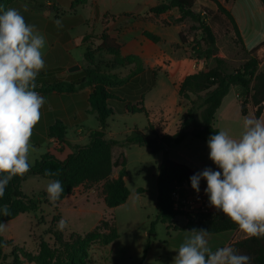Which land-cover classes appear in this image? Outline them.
I'll return each mask as SVG.
<instances>
[{
  "label": "rangeland",
  "instance_id": "374dc122",
  "mask_svg": "<svg viewBox=\"0 0 264 264\" xmlns=\"http://www.w3.org/2000/svg\"><path fill=\"white\" fill-rule=\"evenodd\" d=\"M41 1L50 2V0H17L10 8H15L25 17L27 14L32 13L35 19L45 17L58 18L64 15V12L58 10L55 5L49 6ZM93 0H90L87 6H91ZM110 4H115L116 15L133 13V9L139 6L145 0H131V4H124L126 0H106ZM28 4L29 9H25ZM27 6V5H26ZM84 7L82 10L83 15H89L90 9ZM70 9H68L69 11ZM131 11V12H129ZM147 10H144L142 15ZM206 23L211 27L216 37V54L218 57L225 61V68L228 73L240 69L245 62L251 57L244 50L242 44L237 39L233 30V26L228 18L220 12L207 10L202 14ZM119 17V16H118ZM134 19L132 16L122 17L114 25H104L102 30V22L99 21L94 26L91 22V28L97 31L102 30L99 34L91 33L89 37L85 38L83 43H88L86 52L84 47H78L71 50V55L82 69H90L97 67L98 69L104 66L124 65V60L116 59L115 56L110 54L107 50L101 48L102 35L106 33L109 38L119 40L124 44V53L130 54L134 50L127 44L126 40L122 41L123 29ZM185 23V28L182 30L183 43L187 44L186 55L181 59V62L190 68L192 62L198 64V70L207 67L209 69L217 66L214 58H207L206 49L207 45L203 41V33L197 29L199 23L188 19ZM106 21V20H105ZM107 22V21H106ZM174 19L171 17L166 20L157 22L164 26L162 35L174 34L176 31L175 26H171ZM178 24H181L176 20ZM41 22L38 21L37 24ZM90 27L87 25L79 26L72 32L73 37H78L87 32ZM43 35V33H41ZM44 36V35H43ZM50 44L47 41L44 49H42L43 57L50 49ZM164 46V61L162 69L166 75L163 78L170 84L171 77L174 75H181L183 68L172 72L171 67V49L169 44ZM175 49L176 46H173ZM198 52H201L199 54ZM131 56V55H128ZM127 56V57H128ZM187 56V57H186ZM70 61L69 59L65 60ZM133 66L136 68L140 66L139 62H134ZM73 67V66H72ZM128 68V65L123 68ZM121 68L118 66L116 69ZM80 70V71H81ZM127 70V69H126ZM264 70V62L262 61L259 71ZM76 71V72H80ZM128 71V70H127ZM193 72L192 68H190ZM172 72V73H171ZM128 74V73H127ZM126 74V75H127ZM172 86V85H171ZM132 87L129 86L125 89L115 88L119 95L122 93H129ZM172 89L169 92V98L174 99L175 95L172 94ZM239 91L232 87L230 90L229 98L235 106L237 103V94ZM116 100L111 102V108L114 116L109 122V132L113 139L120 144L114 146L113 158L114 160H122L124 152L127 164V178L126 185L131 192L128 203L124 206L110 208L104 204V182L95 184H85L79 186L72 193L76 204L66 202L58 207V212L62 215H56V207L53 205L47 196L46 186L50 180L42 177H33L30 179L27 186L28 193L32 195H39L38 202L40 203V210L38 213H26L20 215L16 220L6 223L7 228L2 232L3 237L7 243L0 251V264H37L39 256L46 254L52 256L53 262H63L65 260L64 248L57 240L55 232L61 235L63 242H68L71 235L77 234L87 236L96 228H100L101 233H109L110 228L117 226L119 231V238L112 244L105 246L99 242L91 243L88 248V258L86 264H173V259L177 255L176 250L183 242L185 233H177L174 228L169 227V224L157 220V177H158V164L160 156L152 154L146 147H140L136 144H126V140L132 136L133 133H128L129 129H143L148 127L149 119L144 113L134 114V110L140 107L142 99L136 100L129 98L126 101L120 100L113 96ZM242 101L245 99L243 91L241 93ZM144 102V101H143ZM180 105L188 109L190 104L186 99H181ZM131 112L128 115V112ZM200 122V117H197ZM124 146V151L121 147ZM190 141L182 145H173L171 157L175 160H181L182 157L177 152L188 153L191 150ZM190 147V148H189ZM116 168L115 172H118ZM142 189L141 192L138 190ZM215 209V208H211ZM186 218V215L182 216ZM64 218L67 221V227L64 230L58 229V221ZM187 219V218H186ZM57 223L53 224V221ZM180 223L183 219L179 220ZM101 222H106L108 227L103 228L100 226ZM188 222V220H187ZM102 227V228H101ZM187 230V228L185 227ZM151 243L149 253L145 257V249L148 243ZM243 253V251L241 252Z\"/></svg>",
  "mask_w": 264,
  "mask_h": 264
},
{
  "label": "trees",
  "instance_id": "16d2710c",
  "mask_svg": "<svg viewBox=\"0 0 264 264\" xmlns=\"http://www.w3.org/2000/svg\"><path fill=\"white\" fill-rule=\"evenodd\" d=\"M15 1L17 0H0V7L7 10ZM196 1L164 0L161 4L151 7L148 13L161 15L173 9H178L181 13L178 21L182 22L186 18H190L198 22L199 27L197 29L202 31L204 35L203 41L207 45L206 56L207 58H214L217 66L212 69L204 67L192 72L178 84V95L180 98L186 99L191 106L186 113V118L182 123L181 129L176 134L159 135L154 127L149 124L148 129L152 132V136H149L142 130L136 129L132 136L126 140V144H138L141 147H147L151 153L155 154L161 152L163 145H180L189 136L207 142L210 136L219 131L216 126V114L233 86H239L243 90L245 98L241 104L243 115L247 113V105L250 102L258 106L257 116L261 113V105L264 102V70L259 71L260 61L256 56L258 49L256 48L250 52L245 49L234 17L217 0H213L218 4V12L223 13L232 24L236 37L244 50L248 55H251L240 69L233 73H228L225 68V61L216 54L217 46L214 32L206 23L205 18L196 14L193 10ZM261 2L264 4V0H261ZM85 3L86 0H75L72 8L74 9L76 6ZM128 16H132V18L140 17V15H124V17ZM89 35L85 38L89 37ZM144 35L153 42L160 40L158 36L147 31ZM101 40L102 49L107 50L116 59L124 60V65H116L115 67L107 65L104 67L112 70L118 66L123 67L131 65L134 62H139V58L134 55L123 57L122 45L117 40L115 41L114 38H109L106 33L102 35ZM181 40L184 41L182 33ZM198 53L201 54V52ZM141 70L142 67L138 66L136 70L127 76L119 77L111 72L103 71V68L98 69L94 66V68L82 69L80 74L84 78L76 84L72 82H60L54 77H47L45 73H39L35 90L44 95L52 92L74 94L80 89L92 87L93 91L89 98L90 112L97 115L101 130L92 132L90 144L84 147H76L74 152L65 160H60L54 155L46 154L36 161L34 165H31L30 171L23 177H14L9 183L4 197L0 199V206L4 204L9 205L11 215L4 216L0 214V223L6 224L22 214L38 213L40 210V203L34 197L25 195L22 190V184L28 175L40 176L48 180H60L65 187V191L56 203L63 201L79 186L101 182H104V200L108 207L116 208L128 201L131 192L126 185V177L128 176L126 156L123 153L121 161L114 160L113 148L119 142L108 140L105 137L109 121L114 116V112L108 103L114 99L109 93V89L125 86ZM142 105L143 103L141 102L140 106ZM134 113H145L148 116V112L143 106L135 109ZM198 116L201 119V124L197 122ZM48 134L60 143L66 142V127L62 122H57L51 126ZM116 168H119L118 176L113 178V172ZM45 170H50L57 174L46 176ZM194 174L195 172L185 163L171 159L168 151L163 153L157 177V220L163 223H171L177 217L186 215L188 220L186 228L188 230L194 228L197 230L205 229L209 231L210 235L235 230L237 226L220 211L192 214L174 210L171 200L173 190L178 185L190 181V177ZM138 191L141 192L142 189ZM54 223L57 222L54 220ZM105 223L101 222L100 226L103 228L108 227ZM55 235L64 248L65 260L63 262H53L52 256L43 254L39 256L37 264H86L85 260L89 256L88 248L91 243L99 242L102 245L108 246L120 236L117 226L110 228L109 233H101L100 228H96L87 236L73 234L68 242H63L58 232H55ZM6 243V239L0 233V251L5 247ZM251 243H254V245L244 255L251 257V264H264V238L253 237L242 244H238V247ZM150 248L151 243L149 242L145 249V257ZM18 262L15 264H19Z\"/></svg>",
  "mask_w": 264,
  "mask_h": 264
},
{
  "label": "crops",
  "instance_id": "0c3cea01",
  "mask_svg": "<svg viewBox=\"0 0 264 264\" xmlns=\"http://www.w3.org/2000/svg\"><path fill=\"white\" fill-rule=\"evenodd\" d=\"M74 1L75 0H50V2L41 1V3L49 6L55 5L58 7V10L64 12V15H61L58 18L45 17V15L42 14V18L35 19L32 16V13H28L24 18L26 23L35 25L36 29L40 33H43L46 42L48 41L51 45L50 49H48L49 51L46 53L45 57H43L46 67L41 71V73L47 74V77H54L60 82H72L76 84L80 80H83L84 77L80 74V72L69 71L72 66L77 64L74 57L71 55V50L78 47H84L86 52L88 43L83 42L87 35L91 33H94L95 35L99 34V32L104 29V25H114L115 22L119 21L127 14L116 15V11H114L116 10L115 4H110V2L108 3L106 0H93L91 6H87L90 0H86L85 4L78 5L73 9L72 4ZM163 1L164 0H145L139 4L138 7L133 9V13H128L130 15H140L138 18H133L134 20L132 23H129L128 26L123 29L124 32L122 34V41L126 40L127 44L130 45L131 49L134 51L130 54H125V43L123 44L119 38L117 42L122 45L123 57L134 55L139 58L142 70L137 73L128 84L122 87V89H125L131 86L132 88L129 93H122L120 96L115 95L118 94L115 88L109 89V93L123 101H126L129 98H135L136 100L143 98L142 106L148 112V126L151 124L159 135H174L181 129L182 123L186 118V113L191 106L190 105L188 109H186L184 106L180 105L182 98L178 95V84L183 81L188 74L192 73L189 71L190 68H192L193 72L198 71V64L192 62L190 68H188L181 62V59L186 55L185 51L187 48V44H184L181 40V33L185 28V23L190 21L188 20L190 18H186L181 22V24H178L176 20L181 17V13L178 9H173L172 11H168L161 15L148 13V10L151 7L161 4ZM217 1L234 17L243 39L245 49L250 52L257 48L258 50L256 52V56L258 57L260 64L262 61L264 62V4L261 0ZM131 2L133 1L126 0L124 4L129 5ZM26 5L29 9L30 6L28 4ZM86 6L90 9L88 16L82 14V10ZM68 9L70 10L68 11ZM144 10L147 11L144 15H142L141 12ZM193 10L196 14L202 16V14L207 10L218 12L219 7L213 0H197ZM171 17L174 19L171 26H175L176 31L174 34L162 35L161 31H163L164 26L162 24H158L157 22ZM57 20L60 21L59 25L56 23ZM38 21L41 23L37 24ZM99 21L102 22V30L97 31L95 28H91V22H93V25L95 26ZM84 25L90 27L87 32L79 35L78 37H73L72 32L74 29ZM146 31L158 36L160 40L158 42L151 41L144 35ZM166 43L169 44V48L171 49L169 57L171 59V67L173 68L172 72L174 69L183 68V73L181 75H174V77H171L170 84L162 76L163 74L166 75L162 69L164 64L163 45ZM173 46H176V48L174 49ZM66 59H69L70 61L66 62ZM194 65L197 66V69H193ZM134 70H136V67L133 66V64L128 65V68L121 67L119 69L112 70L107 67H103V71L111 72L119 77L127 76ZM233 87L239 91L236 95L238 101L237 103L235 102L234 106V103L229 98V92V94L224 98L221 107L217 111L216 126L219 130L228 132L232 138L239 139L243 132V120L245 117H264V102L261 105V113L259 116H257L258 106H255L252 102L248 103L247 113L243 115L241 111V93L243 90L239 86ZM171 89L173 90L172 94L175 95L174 99L169 98V92ZM92 91V87H86L78 90L74 94L52 92L44 95L40 93L45 98L46 103L41 109V119L35 126L31 137L32 149L29 156L31 165H34L36 161L46 154H51L60 160H65L74 152L76 147H84L90 144L92 132L101 130L97 115L90 112L91 106L89 98ZM114 100L116 99L114 98L108 102L110 108L112 107L111 102ZM130 113L131 112L129 111L128 115H130ZM57 122H62L66 127L65 143H60L58 140L51 138L48 134L49 128ZM197 122L201 124V119L200 122L197 119ZM109 127L105 131V137L108 140H114L109 132ZM134 130L136 129H129L128 133H133ZM138 130H142L144 133L152 136V132L148 129V127L143 129L140 128ZM189 141L192 146L188 153L184 154L177 152V154L182 157V161L175 160L171 157L172 146L176 144L163 145L161 152L155 153L160 156L159 161L157 160L158 167L162 162L163 153L168 151L171 159L177 162L185 163L195 173L200 172L205 168H212L214 171L218 170L209 159L207 142L189 136L180 145ZM124 146L125 143L123 144V147H121L123 151ZM115 170L116 169H114L113 172V178L118 176L119 171L115 172ZM33 177L38 176L28 175L26 177V180L22 184V190L25 195L34 197L35 200L38 201L40 199L39 195L34 192L30 195L27 189L31 188V186H27V184ZM200 186L206 188V181L202 179L200 181ZM72 195L73 194L67 196L63 201L56 203L55 205H51L56 207V215H60L62 217L57 209L66 202L71 204H76L78 202H76ZM128 201L120 206L126 205ZM211 208L212 207H210L211 212H218V210H213ZM180 219H183L182 223H180ZM167 224H169V227L174 228L177 233H185V235L188 234V229H185L188 224L185 217L179 216L171 223ZM208 239L209 245L213 251L218 247L231 244L241 254L242 251L243 253H246L254 245V243H251L246 245L243 244L238 247V244H242L246 240L251 239L246 238L244 234L238 230V228L232 231L209 235Z\"/></svg>",
  "mask_w": 264,
  "mask_h": 264
},
{
  "label": "clouds",
  "instance_id": "9594fccd",
  "mask_svg": "<svg viewBox=\"0 0 264 264\" xmlns=\"http://www.w3.org/2000/svg\"><path fill=\"white\" fill-rule=\"evenodd\" d=\"M45 45V37L35 25L26 23L20 11L0 7V199L14 177H23L31 169V137L46 103L35 90L37 77L46 67ZM207 147L218 170L205 168L192 175V189L199 193L200 181L205 180L211 207L222 212L246 238H264V117H245L239 139L217 131L208 138ZM56 174L45 170L46 176ZM45 190L55 205L65 187L60 180H50ZM0 214L11 215L9 205L0 206ZM57 226L62 231L67 221L61 218ZM6 228L0 223V233ZM187 232L173 264H251V257L231 244L213 251L208 230Z\"/></svg>",
  "mask_w": 264,
  "mask_h": 264
},
{
  "label": "built area",
  "instance_id": "2783aa9c",
  "mask_svg": "<svg viewBox=\"0 0 264 264\" xmlns=\"http://www.w3.org/2000/svg\"><path fill=\"white\" fill-rule=\"evenodd\" d=\"M193 69H197V66L194 65ZM171 200L177 212L192 214L210 212L211 206L205 188L200 186V191L197 193L192 189L190 181L178 185L171 194Z\"/></svg>",
  "mask_w": 264,
  "mask_h": 264
},
{
  "label": "water",
  "instance_id": "95a60500",
  "mask_svg": "<svg viewBox=\"0 0 264 264\" xmlns=\"http://www.w3.org/2000/svg\"><path fill=\"white\" fill-rule=\"evenodd\" d=\"M80 70H81V67L79 65H75L69 69L70 72H76Z\"/></svg>",
  "mask_w": 264,
  "mask_h": 264
}]
</instances>
